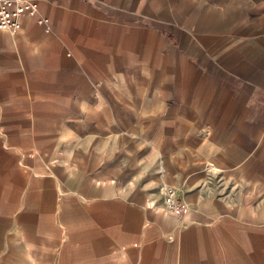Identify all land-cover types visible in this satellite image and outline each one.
Wrapping results in <instances>:
<instances>
[{
    "label": "crops",
    "instance_id": "crops-1",
    "mask_svg": "<svg viewBox=\"0 0 264 264\" xmlns=\"http://www.w3.org/2000/svg\"><path fill=\"white\" fill-rule=\"evenodd\" d=\"M33 1L18 63L75 97L89 134L0 196V264L261 263L264 0Z\"/></svg>",
    "mask_w": 264,
    "mask_h": 264
},
{
    "label": "rangeland",
    "instance_id": "rangeland-1",
    "mask_svg": "<svg viewBox=\"0 0 264 264\" xmlns=\"http://www.w3.org/2000/svg\"><path fill=\"white\" fill-rule=\"evenodd\" d=\"M15 32L0 31L1 197L14 195L23 179L21 173L27 169L50 166L52 162L74 164L84 146L83 137L89 134L83 123L84 112L67 110L75 107V97L58 95L52 75L31 71L36 63H25L28 71L23 72L17 60ZM20 50L26 47L21 44ZM82 83L72 84L82 90ZM252 244L253 252L259 251V241L254 237ZM253 264H264V257L261 263L258 257L253 258Z\"/></svg>",
    "mask_w": 264,
    "mask_h": 264
},
{
    "label": "built area",
    "instance_id": "built-area-1",
    "mask_svg": "<svg viewBox=\"0 0 264 264\" xmlns=\"http://www.w3.org/2000/svg\"><path fill=\"white\" fill-rule=\"evenodd\" d=\"M37 8V3L33 0H0V31L15 32L19 30L21 17L23 15L36 16ZM36 22L43 27L44 32L50 31L47 18H37ZM158 191L166 211L171 213L180 211V202L175 188L163 185L159 187Z\"/></svg>",
    "mask_w": 264,
    "mask_h": 264
}]
</instances>
